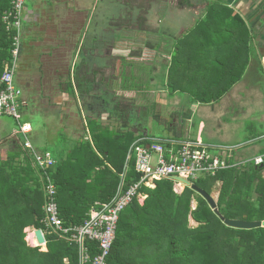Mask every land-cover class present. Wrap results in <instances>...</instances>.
Here are the masks:
<instances>
[{"label": "trees", "instance_id": "obj_1", "mask_svg": "<svg viewBox=\"0 0 264 264\" xmlns=\"http://www.w3.org/2000/svg\"><path fill=\"white\" fill-rule=\"evenodd\" d=\"M11 1L0 0V77L10 63L15 36V31L5 30L2 21L4 14L11 10ZM115 1L123 8L117 17L111 18L106 32L142 33L147 30L151 0ZM232 27L231 23L225 22L222 32L229 36L225 42L218 39L220 35L211 41V45L218 48L227 46L229 52L226 56L214 50L204 56L187 59L183 56L186 45L183 38L179 41L182 44L175 48L171 69H197L203 79V74L212 69L230 73L240 65L241 73L247 60L241 62L231 50L237 45L248 48V43L239 40V35L234 41L235 31ZM204 28L207 29V26ZM213 28L218 31L216 26L210 30ZM140 55L132 53L133 58ZM94 70L96 74L93 73L91 77L85 71L84 80H90L92 84L105 81L109 84L110 80L115 79L114 75L105 76L102 72L104 69ZM68 72L67 79L64 82L62 79L60 84L61 87L64 85L65 93L72 96ZM18 73L17 68L16 78ZM94 77H101L103 81H95ZM208 77L211 81L214 79L209 74ZM237 80L238 77H235L223 89L203 86L192 93L195 100L201 103L216 102ZM111 104L119 114L121 130L112 131L96 117L88 118L80 139L67 149L52 169L46 171L56 190L59 218L64 227L81 226L96 203L108 204L119 190L124 193L140 181L131 150L133 144L138 142L137 130L128 127L134 105L131 100L114 94ZM12 144V150L0 151V264H79L78 247L48 234L41 223L44 217V188L47 186L43 179L45 175L33 168L16 141ZM261 155H264V151ZM233 161L231 158L229 163ZM263 171L264 163L262 166L249 164L202 176L194 185L208 195L218 187L215 202L224 220L262 222ZM172 186L171 181L165 180L156 182L153 188L143 186L140 189L139 193L145 199L139 202L135 198L120 214L107 264H264V228L239 230L227 227L200 195L188 188L177 195ZM192 201L196 202L195 208ZM191 220L195 226H191ZM31 229L44 232L45 249L27 245L26 236ZM85 245L93 256L96 253L93 244L87 241Z\"/></svg>", "mask_w": 264, "mask_h": 264}, {"label": "crops", "instance_id": "obj_2", "mask_svg": "<svg viewBox=\"0 0 264 264\" xmlns=\"http://www.w3.org/2000/svg\"><path fill=\"white\" fill-rule=\"evenodd\" d=\"M97 1L99 0H95V2L94 0H91V2L87 0L86 7H89L87 23L89 27L91 26L90 29H95L102 19V16H98V13L95 12L97 9ZM37 2L38 1H35L34 4H37ZM100 3L101 5L99 8L103 4L102 0H100ZM47 6L51 7L49 4ZM120 7L121 9L123 8L122 6ZM150 11H154L153 18L157 19L158 22L157 26L159 29L155 32L162 33V36L154 33L156 34L155 37H158L157 44L155 47H147V52L150 53L151 51L153 53V58H155V56L159 58L154 63H150L149 65H151L152 69H145L147 71L144 73H142L144 70L140 72V70L136 71L135 69H115L111 61L113 55V45L111 42H109L108 46L104 47L102 53H97L96 48L83 47L82 42L80 43L79 41L80 39L77 40L79 43L77 45L78 47L75 49L80 51L82 55L86 56V54H91L94 60L105 59L107 62L101 67H98V65L94 63L89 66L85 62L79 65L78 71L73 73L72 79L70 77L73 89L72 96L69 93H65V87L64 85L61 87L60 83H58L57 88L52 87L54 91L61 92L60 96L64 98V100L59 98L54 104L56 107L53 105L54 101L51 103V111L53 114L57 113V115L53 117L52 121L49 120L47 124L48 127L51 125V128H54L57 133L58 129H68L66 132H69L71 136H67L64 132V136H60V138H66L70 141V144L67 148L62 146V151L59 153L61 156L56 158L54 154L47 149H36L40 152L50 153L55 161V165L57 160L66 154L67 149L80 139L83 133V127L86 126L88 118L97 116V119H99L102 125H105L104 123L106 121H111L114 123L113 126L116 132L121 130L117 110L113 107L109 108L111 104L109 95L110 97L112 96L111 91L114 90V86L116 96L125 97L132 101L134 108L130 111L128 127L137 130V141H145V146L150 145L152 141L170 140L176 143L191 141L201 142L202 145L208 147H225V145L221 143L213 142L214 140L211 141L214 139V136L210 137L208 133L209 120L220 121L217 107L221 105L226 97H230V93L228 92L231 90L234 91L236 86L240 84L247 69L253 65V57H256L258 53L264 57V0H151L148 13H150ZM47 12L48 11H45V13L41 12V15L38 11L34 12L33 8L29 9L25 6L23 13L24 39H22V52L20 53L18 61L19 73L16 78V83L22 92H24L23 95H26L25 98L29 100L31 96L37 95L31 92L33 89L32 85L35 81L39 82L42 78L44 64L41 63V60L44 59L45 55L49 56L45 45V32L40 30L42 23H44L45 26L49 24L48 19H46L47 16H45ZM110 20L107 24H109ZM147 21L149 22V18H147ZM226 21L233 25L231 29L235 31L234 41H236L235 38L239 35V40L248 43V48H244V46L239 48L237 45L231 50L234 55H237L238 58L241 59V62H243L244 59L247 60L242 67L241 73H239L241 68L240 65L230 73H223L222 71H217V69H212L213 71L210 70L208 72L207 70V72L203 74V79L200 76V71L197 69H171L172 58L176 52L175 48L177 47L176 42L178 43L183 38L186 40V45L183 48L185 54L183 56L187 57V59L189 57L193 59L192 55H195L193 53L204 56L208 54V52L214 50L226 56L229 52V48L227 46L218 48L215 45H211V41L214 39L213 34H210V32L214 31V28L210 30L212 27L219 23L225 24ZM51 22H55V20ZM198 23L201 24L203 28L207 26L205 30L210 35H206L208 34L206 33L204 36L199 30L195 29ZM242 26L244 27L242 28ZM193 27L195 28L193 29ZM190 32L195 34L192 39H188V34ZM217 35L221 36L218 37L221 42H225L227 38H229L224 32H220V34L218 33L216 36ZM94 41L95 40L92 39V44ZM190 53H192V55H190ZM104 55H106V57H103ZM108 60L110 64H108ZM76 63L77 61L73 64L74 68H76ZM97 68L104 69L102 72L105 76L114 75L115 79L110 80L109 84L106 81L104 83L100 82V84H92L90 80H84L83 75L85 71L88 72V77H91L93 73L96 74V70L93 71V69ZM107 70L112 71L111 74ZM208 74L214 78L212 80L215 81L213 84ZM235 77H238V80L229 86L230 88L228 87V92L218 101L205 104L195 100V96L192 92L199 91L203 86L223 89L225 84H229ZM94 79L95 81H103L101 77H94ZM146 83L150 85L147 89L144 86ZM86 89V94L79 96L81 91L84 93ZM122 91H124L125 94L119 95ZM117 92L120 93L118 94ZM80 97L84 98L82 103L79 100ZM56 98L57 97L52 100ZM68 98H71L74 101L75 107L78 105L80 109L77 114H73L72 116L68 114L70 106L67 102ZM156 100L158 101L156 102ZM80 103L83 105H81L82 107H80ZM149 103L151 106H154L157 112L155 117H153V115L150 117V122L152 120H157L156 122L159 124L162 136L156 137L150 132L142 133L141 129L138 127L142 125V122L145 121L146 116H148L147 112H145V115L140 113L141 110L139 105L145 106ZM57 107L59 110L55 111ZM27 109H29V104L25 102L24 110ZM48 111L49 110H47V112ZM160 111L164 113L163 116L160 115ZM97 113L101 115V118L98 117L99 115ZM134 113H138V117L132 116ZM139 113L141 115L140 119ZM147 119L149 122V118ZM54 121L56 123H54ZM222 125L223 124L218 123L219 129H221ZM105 126L112 130L110 123ZM150 129L151 125L149 131ZM112 131H114V129ZM217 134L216 138L221 141L223 133H221V130H217ZM263 136L264 135L259 134L252 138L249 143L261 140ZM55 137L57 140L58 135L56 133L54 134V138ZM3 139L5 138H0V140ZM31 144L35 148L32 141ZM233 151L234 150H232V152ZM262 151H264V148L259 149L258 154H250L248 157L239 160H237L234 153H232V155L237 161H242L261 155Z\"/></svg>", "mask_w": 264, "mask_h": 264}, {"label": "rangeland", "instance_id": "obj_3", "mask_svg": "<svg viewBox=\"0 0 264 264\" xmlns=\"http://www.w3.org/2000/svg\"><path fill=\"white\" fill-rule=\"evenodd\" d=\"M35 1H38L37 4H34ZM89 2H91V0H89ZM102 2L103 4L100 8V0L96 2L97 9H99L95 10V12L98 13V16H102V19L100 23L97 24L95 29H90L91 26L89 27L87 23L89 11V7H86L87 0H25V6L29 9L33 8L34 12L38 11L39 13H45V11H48L45 16H47L46 19H48L49 24L45 26L44 23L41 22L42 26L40 27V30L45 32V45L49 56L45 55L44 59L41 60V63L44 64L42 69V78L39 82L35 81L33 84L35 86L32 85L33 89L31 93L37 95L31 96L29 100L25 98L26 95H23L24 92L22 94L23 100L29 104V109L19 111V122H29L33 129L29 138L35 148L47 149L49 152L54 154L55 158L61 156L59 153L62 151V146L67 148L70 144L69 140L63 137L60 138V136H64V132L67 136H71V134L66 132L68 129H58L57 133L54 128H51V125L48 127V121H52L53 117L57 115V113L53 114L51 111V103L54 101V105L59 98L64 100V98H61L60 96L61 92L54 91L52 87L57 88L58 83H60L62 79L63 82L67 79V71H69L68 73L72 79L73 73L78 71L77 69L79 65L83 62L87 63L89 66L94 63L98 65V67H101L107 62L105 59L94 60L91 54H86V56L82 55L80 51L75 49L78 47L77 45L79 41L80 43L82 42L83 47L96 48L97 53H102L104 47L108 46L109 42H111L113 45V55L111 61L113 62L115 69H135L136 71L140 70V72L144 70L142 72L144 73L147 71L145 69H152L149 64L152 62L154 63L159 58L158 56L153 58V53L151 51L150 53L147 52L148 46L155 47L157 44L158 37H155L156 34L162 36V33L155 32L158 31L159 27L157 26V19L153 18L154 11H150V13H148L149 15L147 14L149 22L147 21V30L145 32L137 33L135 31H124L120 33H110L105 32V29L108 27L106 26L108 25V21L113 16L117 17L122 9L120 5L115 2V0H102ZM48 4L51 7H48ZM40 8H42L43 11ZM135 14L136 13H134V15ZM54 20L55 22H51ZM199 25L201 28H198ZM220 26L221 27L219 28V24H216L218 31L222 32L224 23ZM195 27H193V29L198 28L199 32H201L204 36L208 33L199 23ZM218 31H212L213 39L218 37L214 34L216 32L218 33ZM23 36L24 35H22V39H24ZM194 36L195 34L190 32L188 34V39H192ZM92 39L95 40L93 44ZM178 44L180 45L182 42H176L177 46ZM132 53H141V55L139 58H133ZM193 54L195 55L190 53L192 57L198 55L197 53ZM76 61V68H74L73 64ZM108 64H110V61ZM107 71H109L110 74L112 72L110 70ZM59 76L61 77L59 78ZM144 86L147 89L150 85L146 83ZM113 89L114 90L111 91V94L115 95V86ZM86 91L87 89L84 90V93L81 91L79 96L85 95ZM117 93L119 94L120 92ZM228 93H230V97H226L222 101L221 105L217 107L220 121L212 119L209 120L210 124L208 125V133L210 134V137L214 136V139L211 141L214 140L213 142L221 143L229 149L233 148V153L237 160L248 157L250 154H258L259 149L264 148V136L261 140L253 143L249 142H251L250 140L259 134L264 135V57H262L260 53H258L256 57H253V65L247 69L240 84L236 86L234 91L231 90ZM123 94H125L124 91H122L119 95ZM55 97L57 98L52 100ZM110 98L111 97L109 95V99ZM79 100L82 103L84 98L80 97ZM157 101L158 100H156V102ZM67 102L68 105H70L68 114H70V116L77 114L80 110L78 105L75 107L74 101L71 98H68ZM81 103L80 107L83 106ZM109 106V108H112L113 104H110ZM54 107L56 106L54 105ZM139 107L141 114L145 115V112H147L148 115L146 116V120L142 122V125L138 126L142 133L150 132L153 136H162L159 124L156 122L157 120H152L150 122V117H152V115L153 117L157 115L154 106H151L149 103L145 106L139 105ZM47 110L49 111L47 112ZM58 110V107L55 108V111ZM140 113L139 119L141 117ZM163 114L164 113L160 111V115L163 116ZM98 115V117L101 118V115ZM132 116L138 117V113H134ZM147 118H149V122ZM54 123L56 122L54 121ZM109 123L111 125V129H114L115 131L113 122L106 121L104 124L108 125ZM218 123L223 124L221 129H219ZM150 125L151 129L149 131ZM17 127L18 123L13 118L7 116L0 117V138H5L0 140L1 153L10 151L14 148L12 144L14 141L11 138V135ZM217 130H221V133H223L221 141L216 138L218 135ZM55 133L58 135L57 140L56 137L54 138ZM262 176L264 177V171L262 172ZM210 196L214 200L217 199L218 187H215L212 190ZM192 207H196L195 201H192ZM190 224L191 226H195L192 220Z\"/></svg>", "mask_w": 264, "mask_h": 264}, {"label": "built area", "instance_id": "obj_4", "mask_svg": "<svg viewBox=\"0 0 264 264\" xmlns=\"http://www.w3.org/2000/svg\"><path fill=\"white\" fill-rule=\"evenodd\" d=\"M25 0H12L11 10L2 17L7 32L15 31L13 37L10 63L4 68L0 77V117L7 116L19 121V111L25 107L22 90L17 86L16 73L18 61L22 49L23 13ZM32 126L29 123H18L17 129L11 138L16 141L21 150L28 156L31 165L43 175L47 186L44 188L45 203L42 207L44 217L41 221L47 233L55 235L58 239L75 244L79 252V264H107L112 244L116 236V227L120 214L137 198L139 202L145 196L139 193L144 187L153 188L158 181H171L172 190L180 195L186 187L183 183L175 181L179 178L188 181L190 185L198 178L205 175L237 168L249 164L262 166L264 155L236 161L232 150L227 147H208L201 142L176 143L170 140L152 141L150 145L135 143L133 150L135 158V172L140 175V181L132 185L126 192L119 190L116 197L108 204L96 203L87 215V219L81 226L64 227L56 204V190L46 171L55 166V161L48 152H40L31 144L29 135ZM145 142V141H144ZM233 158V163L229 160ZM31 229L26 236L27 245L30 247H42L37 244L34 232ZM40 230V229H39ZM42 231V230H41ZM45 239V234L42 231ZM91 242L96 253L91 256L85 242ZM46 244V240H45Z\"/></svg>", "mask_w": 264, "mask_h": 264}, {"label": "water", "instance_id": "obj_5", "mask_svg": "<svg viewBox=\"0 0 264 264\" xmlns=\"http://www.w3.org/2000/svg\"><path fill=\"white\" fill-rule=\"evenodd\" d=\"M174 180L183 183L186 187H189L192 191H194L195 193L200 195L206 201V203L208 204L209 208L221 220H223L224 224L227 227H230V228H233V229H239V230H252V229H257V228H260V227L264 228V221H262V222H259V221L244 222V221H237V220H224L222 218V216L218 212L215 200L210 195L205 193L203 190L199 189L197 186L190 185V183L188 181H184V180H181L179 178H174ZM34 236H35V239H36L38 245H40V246L45 245V239L43 237V234H42L41 230L37 229L34 232Z\"/></svg>", "mask_w": 264, "mask_h": 264}]
</instances>
